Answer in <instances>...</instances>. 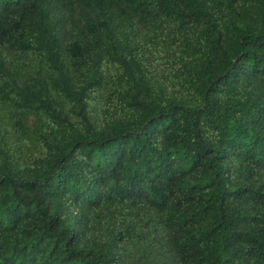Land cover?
I'll use <instances>...</instances> for the list:
<instances>
[{"label": "trees", "instance_id": "obj_1", "mask_svg": "<svg viewBox=\"0 0 264 264\" xmlns=\"http://www.w3.org/2000/svg\"><path fill=\"white\" fill-rule=\"evenodd\" d=\"M0 264H264V0H0Z\"/></svg>", "mask_w": 264, "mask_h": 264}]
</instances>
